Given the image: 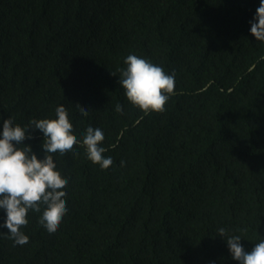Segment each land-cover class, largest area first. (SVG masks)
I'll list each match as a JSON object with an SVG mask.
<instances>
[{"label": "trees", "instance_id": "16d2710c", "mask_svg": "<svg viewBox=\"0 0 264 264\" xmlns=\"http://www.w3.org/2000/svg\"><path fill=\"white\" fill-rule=\"evenodd\" d=\"M258 4L0 0V124L27 127L64 107L77 136L103 130L113 158L101 169L79 146L53 158L68 212L48 235L30 211L24 246L0 228V264H237L219 228L246 250L264 239V42L249 32ZM129 53L175 75L163 112L127 101L117 70ZM28 131L23 143L42 158L41 134Z\"/></svg>", "mask_w": 264, "mask_h": 264}, {"label": "clouds", "instance_id": "9594fccd", "mask_svg": "<svg viewBox=\"0 0 264 264\" xmlns=\"http://www.w3.org/2000/svg\"><path fill=\"white\" fill-rule=\"evenodd\" d=\"M249 32L256 41L264 42V0L249 20ZM119 68L118 83L127 101L144 113L163 112L170 95L174 94L175 75L150 59L129 53ZM115 75V74H112ZM117 105V111H120ZM81 118L88 110L80 107ZM29 129L42 136V158L32 151L31 145L23 143L31 139ZM104 132L89 125L77 136L64 107H57L54 118H33L27 127L17 124L12 117L0 124V211L4 213L0 228L7 229L17 246L29 243L22 228L29 223L31 211L38 214V227L48 235L56 233L68 212L66 192L68 180L55 171L53 158L66 154L78 155L73 149H84L86 159L108 169L113 164L111 156H105ZM123 164V162H121ZM5 234V233H3ZM226 243L231 258L237 264H264V239L254 243L250 250L241 244L240 235H232L223 227L215 234Z\"/></svg>", "mask_w": 264, "mask_h": 264}]
</instances>
